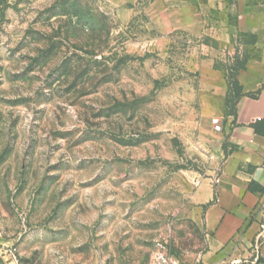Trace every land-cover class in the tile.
Segmentation results:
<instances>
[{"label":"rangeland","instance_id":"374dc122","mask_svg":"<svg viewBox=\"0 0 264 264\" xmlns=\"http://www.w3.org/2000/svg\"><path fill=\"white\" fill-rule=\"evenodd\" d=\"M190 13L218 9L0 0V264H146L158 240L205 264L190 195L213 152L196 83L214 43Z\"/></svg>","mask_w":264,"mask_h":264},{"label":"crops","instance_id":"0c3cea01","mask_svg":"<svg viewBox=\"0 0 264 264\" xmlns=\"http://www.w3.org/2000/svg\"><path fill=\"white\" fill-rule=\"evenodd\" d=\"M140 1L105 0L113 7ZM202 3L210 9H218L217 15L203 18L190 13L179 17L178 22L182 21L183 27L194 33L205 32L203 21L211 22L206 31L214 45L206 46L207 53L198 62L196 95L207 121L205 136L210 138L213 152L207 173L194 180L190 199L197 211L202 212L207 237L208 251L200 259L205 264H216L248 258L252 254L250 242L259 229V222L264 221L261 210L264 90L256 97L241 96L235 104V115L231 114L226 108V74L218 65L239 53L238 46L243 48V44L235 40L239 33L255 34L259 57L247 60L237 80L244 94L261 89L264 84V0H202ZM216 125L220 129H216ZM260 254L253 264H264V246Z\"/></svg>","mask_w":264,"mask_h":264},{"label":"trees","instance_id":"16d2710c","mask_svg":"<svg viewBox=\"0 0 264 264\" xmlns=\"http://www.w3.org/2000/svg\"><path fill=\"white\" fill-rule=\"evenodd\" d=\"M239 36L247 38L242 44L248 46L249 48L244 50L241 58L236 54L234 57V62L227 66H222V69L225 71L226 74V81H227V96H226V108L227 111L231 114L235 115V104L236 101L243 95H247L250 97H256L261 90H264V84L262 85L261 89L256 92H251L244 94L242 89L237 80V74L240 70L245 68V64L249 58H258L259 57V50L256 48L257 43V36L251 33H239ZM249 188H252V184L250 183Z\"/></svg>","mask_w":264,"mask_h":264},{"label":"built area","instance_id":"2783aa9c","mask_svg":"<svg viewBox=\"0 0 264 264\" xmlns=\"http://www.w3.org/2000/svg\"><path fill=\"white\" fill-rule=\"evenodd\" d=\"M216 129H220L219 125L215 126ZM216 182L218 179L215 180ZM196 185L198 182L196 181ZM261 210L264 212V200L261 203ZM264 246V221L259 222V229L257 233L255 234L253 240L250 242V249L252 254L248 258H240V259H234L231 260L228 263L220 262L216 264H240V263H248L253 264L256 263L261 254L260 251ZM10 264H12L15 260L14 253L10 250ZM146 264H187L184 261H182L180 258L175 256L173 253L169 252L167 246L160 240L154 242V248L151 255V258L148 263Z\"/></svg>","mask_w":264,"mask_h":264}]
</instances>
